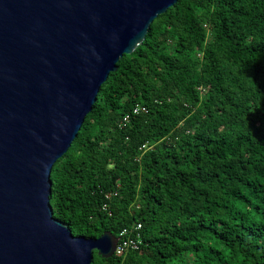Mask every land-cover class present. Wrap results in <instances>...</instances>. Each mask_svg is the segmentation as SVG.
Returning <instances> with one entry per match:
<instances>
[{"label":"trees","instance_id":"1","mask_svg":"<svg viewBox=\"0 0 264 264\" xmlns=\"http://www.w3.org/2000/svg\"><path fill=\"white\" fill-rule=\"evenodd\" d=\"M50 179L74 235L142 226L139 249L90 264H264V0H177L155 18Z\"/></svg>","mask_w":264,"mask_h":264},{"label":"water","instance_id":"2","mask_svg":"<svg viewBox=\"0 0 264 264\" xmlns=\"http://www.w3.org/2000/svg\"><path fill=\"white\" fill-rule=\"evenodd\" d=\"M177 0H0V264H90L118 237L53 215L51 172L102 84Z\"/></svg>","mask_w":264,"mask_h":264},{"label":"built area","instance_id":"3","mask_svg":"<svg viewBox=\"0 0 264 264\" xmlns=\"http://www.w3.org/2000/svg\"><path fill=\"white\" fill-rule=\"evenodd\" d=\"M145 112H147V108L144 105L136 104L133 108L134 114H140ZM123 119V121H127L129 119V115L124 116ZM143 147L146 149L149 146L144 145ZM141 228V224L137 223L135 225L123 229L120 235L118 236L115 254L124 257L128 253V251L139 249L142 243V237L140 233Z\"/></svg>","mask_w":264,"mask_h":264}]
</instances>
